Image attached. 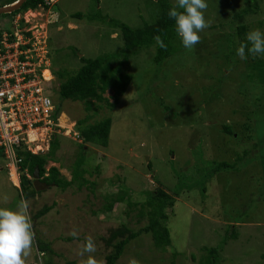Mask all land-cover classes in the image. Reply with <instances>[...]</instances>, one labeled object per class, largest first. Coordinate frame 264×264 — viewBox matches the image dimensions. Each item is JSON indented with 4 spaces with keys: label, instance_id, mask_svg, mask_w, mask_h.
Returning a JSON list of instances; mask_svg holds the SVG:
<instances>
[{
    "label": "rangeland",
    "instance_id": "obj_1",
    "mask_svg": "<svg viewBox=\"0 0 264 264\" xmlns=\"http://www.w3.org/2000/svg\"><path fill=\"white\" fill-rule=\"evenodd\" d=\"M57 2L55 10L60 19L49 28V51L53 70L65 68L70 73L80 66V56L95 59L121 52V34L110 19L139 29L154 24L160 14L157 0ZM168 2L175 4V0ZM205 3L204 18L209 27L198 33L199 43L186 49L177 34L178 54L159 66L153 64L155 44L137 50L123 67L131 76L125 93L114 104V92L108 89L103 97L113 106L103 103L88 113L89 124L104 118L112 121L108 146L100 149L88 145L85 149L83 177L91 185L79 188V181H73V186L65 190L52 186L29 199H19L0 159V207L16 210L21 199L29 203L35 236L25 264H81L88 255L105 264L112 250L105 241L112 231L125 225L136 232L147 224L137 215L147 191L159 189L173 196L176 186L186 184L193 186L179 191L167 221L171 246L157 250L151 235L143 234L127 245L117 264H129L131 259L139 264H172L174 254L175 264H206L211 248L217 249L215 264L264 263L263 169L262 157H258H264V108L252 113L260 108L262 100L253 105L248 87L247 91L240 86L245 71L243 59L236 56L239 65L225 70L226 78L218 70L227 68L225 60H214L215 55L225 51L220 48L226 43L232 12L244 7L246 0ZM75 13L82 17L73 18ZM11 18L0 15V27H8ZM263 19L264 0H260L246 21L253 27ZM60 106L66 126L74 125L76 131V121L86 118L83 104L65 101ZM60 119L62 122V116ZM224 125L232 127V136L223 133ZM57 139V162L48 161L45 170L56 167L61 177L71 180L78 161V143L67 133ZM238 159L240 171L218 173L202 189L200 184L210 161L233 163ZM121 190L137 206L128 208L125 203H116L111 211L104 210L106 197ZM43 207L51 209L33 220ZM73 230L76 237L69 234ZM89 236L96 251L81 257L77 254L79 247ZM226 236V243L219 248ZM36 240L49 244L51 252L39 253Z\"/></svg>",
    "mask_w": 264,
    "mask_h": 264
},
{
    "label": "trees",
    "instance_id": "obj_2",
    "mask_svg": "<svg viewBox=\"0 0 264 264\" xmlns=\"http://www.w3.org/2000/svg\"><path fill=\"white\" fill-rule=\"evenodd\" d=\"M18 0H0V7L10 5ZM44 0H27L19 10L11 14H5L3 16H12L25 11L29 8L34 9L38 5L43 4ZM160 6V14L158 20L151 25H145L139 29H133L128 27L126 24L110 19L109 22L118 29L121 34V39L123 41V47L120 53L114 55H105L95 59H85L83 57L79 58L80 66L74 72H67L65 68L58 69L54 71L55 84L58 83L56 93H57V103L55 104L54 120L61 111V103L68 101L70 103H81L85 109L86 118L76 121V129L80 133L83 139V144H79V153L77 154L78 161L76 162V167L72 172L73 178L67 180L61 177L58 168L51 167L46 172L45 165L48 161L53 163L57 162L55 157V152L59 148L58 141L54 138L51 141L50 149L45 155H32L29 152H17L20 162V171L27 172L28 175L32 176L34 170L37 168L38 175L43 183L48 185L53 184L60 190H65L73 186V181H79L78 187L80 188L83 184H87L83 177L85 169H82V165L85 163L86 147L88 145L105 149L108 146L111 119L104 118L101 121H96L93 124H89L91 111H95L99 108L100 104L105 103L109 108L113 105L103 97L108 89H112L114 94V104L117 102L118 98L123 95L131 82V76L123 71V67L129 63L130 55L136 53L137 50L149 47L151 45L156 46L155 55L153 57V64L159 66L162 62L175 53L178 54L179 51V41L178 36L175 31V21L169 18L168 12L173 6L168 2V0H157ZM260 0H246L245 6L234 10L230 17V22L228 23L229 33L225 37L224 45L220 49H224L221 54L214 56V60L219 57L223 58V62L227 67L222 69L219 67L220 72L225 73V70H230V68L235 65H239L238 59H236L237 54L235 50L244 43L247 44L246 34L254 29L262 30L264 28V19L259 21L257 25H247L246 17L249 14H253L258 7ZM73 18H80L82 15L80 13H75L72 15ZM102 20V17H97ZM220 24L218 27H221ZM217 27V28H218ZM264 33V31H261ZM160 36L166 48H160L154 37ZM235 38V39H234ZM74 53L76 50L73 51ZM245 66V75L241 74V87H247L252 93V97L249 100L253 105H259L262 100L260 108L252 110V113H256L260 109L264 108V53L253 57L247 53L246 58L243 59ZM227 76L224 75V78ZM223 78V79H224ZM221 79V80H223ZM258 93V94H256ZM255 102V104H254ZM256 107V106H255ZM264 116V114H263ZM223 133L228 136L234 134V130L230 125L223 126ZM263 135V134H262ZM264 141V137H263ZM247 151H244L246 154ZM262 155V154H261ZM262 157V169H263V189H264V157ZM257 158V157H256ZM0 159L4 163L2 154L0 153ZM236 160L233 163L229 162H215L210 161V169L206 176L202 178V183L200 184L202 189H204V184L211 179L214 175L218 173H237L240 171L239 161ZM151 169V164L147 165ZM5 168V167H4ZM235 171V172H234ZM5 172V171H4ZM6 175V174H5ZM27 180L26 176H21L20 190L18 196H23V198H31L35 194H38L32 185L24 186V181ZM89 184V183H88ZM91 185V184H89ZM193 186V185H192ZM192 186L183 185L176 186L175 190L172 191L173 196L163 190L157 189L156 191L146 192V200L143 204H140L141 209L137 214L140 219L145 218L147 224L140 228L138 231L133 232L129 230L125 225H122L119 229L112 231L108 239L105 241L106 246H111V252L105 257V264H117V261L123 255L127 245L134 239L138 238L143 234H150L153 245L157 250H165L171 245V240L169 236V231L167 228V221L169 218V213L171 212L175 198L179 196V191L186 187L191 190ZM264 193V190H263ZM107 202L103 206L104 210L107 212L111 211L113 205L116 203H125L128 208L133 207L137 204H132L128 199H126V192L121 190L116 194L109 195L106 197ZM50 207H43L41 210L36 212L33 216V220H38L46 215ZM231 237L234 234L230 233ZM228 236H226L219 248H221L227 241ZM36 247L39 253L51 252L49 244L36 240ZM217 249L211 248L207 250V258L204 263L215 264ZM175 254L172 256V264L174 263ZM264 260V254L262 255ZM67 264H74V262H68ZM264 264V263H263Z\"/></svg>",
    "mask_w": 264,
    "mask_h": 264
},
{
    "label": "built area",
    "instance_id": "obj_3",
    "mask_svg": "<svg viewBox=\"0 0 264 264\" xmlns=\"http://www.w3.org/2000/svg\"><path fill=\"white\" fill-rule=\"evenodd\" d=\"M56 2L44 0L16 14L7 29L0 28V153L14 184L25 175L17 152L43 154L60 134L79 139L60 117L54 121L49 28L58 22Z\"/></svg>",
    "mask_w": 264,
    "mask_h": 264
},
{
    "label": "clouds",
    "instance_id": "obj_4",
    "mask_svg": "<svg viewBox=\"0 0 264 264\" xmlns=\"http://www.w3.org/2000/svg\"><path fill=\"white\" fill-rule=\"evenodd\" d=\"M57 4L58 2H56V5ZM10 5H6L5 7ZM56 5L54 7V10L56 8ZM206 9H207V4L205 3V0H175V4L173 8L169 10L168 16L169 18L174 19L175 31L180 37L184 48L192 49L193 46L199 43L200 41V36L198 35V33L202 32L204 29L209 27V24L205 21L204 18V10ZM55 12L59 16L58 18V22H59L60 15L56 10ZM58 22L51 25V28H53V26ZM8 27L5 28L7 29ZM154 39L160 48H166V45L163 43L160 36H156L154 37ZM246 40L248 43L247 44L242 43L239 46V48L236 50L237 56H239L241 59L246 58V49H247V53L252 55L253 57L264 53V33H262L259 29L249 31L246 34ZM49 56H50V51H49ZM51 68L53 75L52 90H53V96H55L57 85H55V76H54L52 60H51ZM53 102L54 104H56V97ZM63 114L64 112L62 111L57 115V117L65 116ZM54 121H56V119ZM71 126L64 125L65 129L71 130L72 134L73 133L78 134L79 139L75 140L73 138L72 140L78 143V145L83 144V139L81 138L80 133L77 131V129L76 131L73 129L74 125ZM62 131L64 132V130ZM59 136L66 137L65 135L62 134H60ZM59 136L58 135L54 136L52 140L55 138L58 141L57 138ZM49 149H50V145L48 150L45 152V154L48 153ZM45 154L44 153L38 154V156ZM24 176H26L27 178V180L25 181L29 182L28 185H32L33 175L30 176L27 174V172H25ZM11 184L13 185L12 186L13 188H15L16 190H20V183H18L19 184L18 187L16 186V184L12 182ZM5 200H7V197H5ZM28 208H29V203L27 200L24 199H21L19 201L16 210L0 207V264H25V258L31 254L35 234L32 230V223L28 215ZM69 234L73 237L77 236V232L75 230L71 231ZM95 251H96V245L92 237L89 236L86 238L85 242L82 245H80L77 254L83 257L86 253H94ZM81 264H102V262L97 261L93 256L88 255L86 259L81 261ZM129 264H139V262L136 261L135 259H131L129 261Z\"/></svg>",
    "mask_w": 264,
    "mask_h": 264
},
{
    "label": "water",
    "instance_id": "obj_5",
    "mask_svg": "<svg viewBox=\"0 0 264 264\" xmlns=\"http://www.w3.org/2000/svg\"><path fill=\"white\" fill-rule=\"evenodd\" d=\"M27 0H18L17 3L15 5H10V6H7V7H0V15H3V14H10V13H13L17 10L20 9V7L26 2ZM33 181H32V186L34 187L35 191L36 192H39V191H43L45 189H48L50 187H52L53 185H47L43 182L40 181V178H39V175H38V170L37 168L34 170V173H33ZM24 186H27L29 184L28 181H24Z\"/></svg>",
    "mask_w": 264,
    "mask_h": 264
},
{
    "label": "bare ground",
    "instance_id": "obj_6",
    "mask_svg": "<svg viewBox=\"0 0 264 264\" xmlns=\"http://www.w3.org/2000/svg\"><path fill=\"white\" fill-rule=\"evenodd\" d=\"M17 2H15L13 5H15ZM62 119H63V121L61 122V124L63 125H66V117L65 116H63L62 117Z\"/></svg>",
    "mask_w": 264,
    "mask_h": 264
}]
</instances>
